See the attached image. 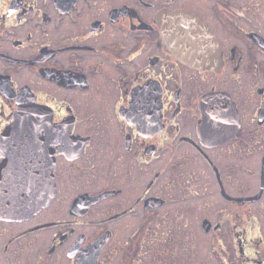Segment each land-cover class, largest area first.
<instances>
[{
    "label": "flooded vegetation",
    "instance_id": "1",
    "mask_svg": "<svg viewBox=\"0 0 264 264\" xmlns=\"http://www.w3.org/2000/svg\"><path fill=\"white\" fill-rule=\"evenodd\" d=\"M20 175L0 264H264V0H0Z\"/></svg>",
    "mask_w": 264,
    "mask_h": 264
},
{
    "label": "water",
    "instance_id": "2",
    "mask_svg": "<svg viewBox=\"0 0 264 264\" xmlns=\"http://www.w3.org/2000/svg\"><path fill=\"white\" fill-rule=\"evenodd\" d=\"M210 112V111H209ZM205 121V119L203 120ZM207 121V120H206ZM26 177L23 175L20 176H7L4 178L5 183L8 184H17L18 187L16 189H12L13 186L5 189L1 187L0 189V213L1 215L4 214V210L8 212L7 217L17 218L18 216H23L27 213H31L32 211L38 209V207L44 202V200L40 197L38 193L33 198H28L30 195L25 191L22 187H24ZM44 199L48 196L47 191H44ZM31 196V195H30ZM27 199L31 200V203H27ZM7 203V204H6ZM10 214V215H9ZM6 215V214H5ZM100 248V244L97 243L93 246V248L89 251V253H94L98 251ZM89 256L85 255L82 259L76 264H93L92 261H88Z\"/></svg>",
    "mask_w": 264,
    "mask_h": 264
},
{
    "label": "rangeland",
    "instance_id": "3",
    "mask_svg": "<svg viewBox=\"0 0 264 264\" xmlns=\"http://www.w3.org/2000/svg\"><path fill=\"white\" fill-rule=\"evenodd\" d=\"M191 226L193 227V224H191L190 226L188 225V227H191ZM183 227H184V226H183ZM191 229H192V228H191ZM197 255H198V254H197Z\"/></svg>",
    "mask_w": 264,
    "mask_h": 264
},
{
    "label": "bare ground",
    "instance_id": "4",
    "mask_svg": "<svg viewBox=\"0 0 264 264\" xmlns=\"http://www.w3.org/2000/svg\"><path fill=\"white\" fill-rule=\"evenodd\" d=\"M24 189V187H22ZM16 189V188H15Z\"/></svg>",
    "mask_w": 264,
    "mask_h": 264
}]
</instances>
